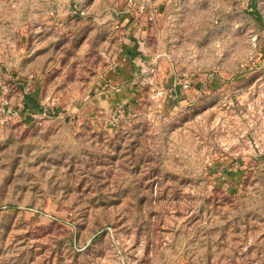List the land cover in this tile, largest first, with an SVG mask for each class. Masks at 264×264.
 <instances>
[{"label":"rangeland","instance_id":"rangeland-1","mask_svg":"<svg viewBox=\"0 0 264 264\" xmlns=\"http://www.w3.org/2000/svg\"><path fill=\"white\" fill-rule=\"evenodd\" d=\"M0 264H264V0H0Z\"/></svg>","mask_w":264,"mask_h":264},{"label":"crops","instance_id":"crops-1","mask_svg":"<svg viewBox=\"0 0 264 264\" xmlns=\"http://www.w3.org/2000/svg\"><path fill=\"white\" fill-rule=\"evenodd\" d=\"M132 40V38H131ZM127 50L129 52H133L134 48L132 47H137V43L135 44L134 42L127 41ZM139 48V47H138ZM138 50V49H137ZM136 50V52H137ZM130 58L129 60L130 63L133 62L134 60L131 58V55H125L124 59ZM143 56L138 55L137 57H134L135 61H141ZM128 61V60H127ZM129 62V61H128ZM134 63V62H133ZM141 69V68H140ZM132 74L131 68L127 66V64H122L120 72H116L113 74L112 79H107L105 81L102 80L101 85L103 87L104 91H101L100 93L97 94L96 97H94L91 101L90 104L88 105L87 108L84 109L86 113H96V112H109L115 108L116 105L122 104V103H127L129 100L132 99V95H134V91L137 92V87L134 88L132 85L133 82L131 83L130 81L126 82V79H129L130 75ZM131 87V88H128ZM133 90V91H131ZM139 93V91H138ZM128 105V104H124ZM125 107V106H124Z\"/></svg>","mask_w":264,"mask_h":264},{"label":"trees","instance_id":"trees-1","mask_svg":"<svg viewBox=\"0 0 264 264\" xmlns=\"http://www.w3.org/2000/svg\"><path fill=\"white\" fill-rule=\"evenodd\" d=\"M251 2H252V0H251ZM251 11H252V14L254 15L255 18H259L260 17L258 11L256 10V6L255 5L251 6Z\"/></svg>","mask_w":264,"mask_h":264}]
</instances>
